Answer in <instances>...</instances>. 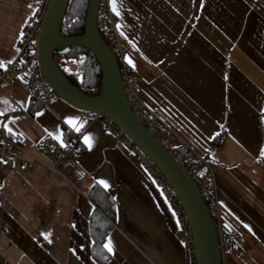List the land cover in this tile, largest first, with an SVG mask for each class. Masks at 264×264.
I'll return each mask as SVG.
<instances>
[{
    "label": "crops",
    "instance_id": "0c3cea01",
    "mask_svg": "<svg viewBox=\"0 0 264 264\" xmlns=\"http://www.w3.org/2000/svg\"><path fill=\"white\" fill-rule=\"evenodd\" d=\"M32 1L0 0V68L18 57ZM112 8L141 99L173 130L169 147L187 144L214 165L222 221L241 246L227 264H264V0H112ZM0 113V129L21 135L33 162L15 171L0 150V220L10 227L0 264H96L95 184L116 204L107 264H194L142 157L104 123L85 128L90 113L60 98L33 103L22 73L0 87ZM46 137L77 143L59 172L39 150Z\"/></svg>",
    "mask_w": 264,
    "mask_h": 264
},
{
    "label": "built area",
    "instance_id": "2783aa9c",
    "mask_svg": "<svg viewBox=\"0 0 264 264\" xmlns=\"http://www.w3.org/2000/svg\"><path fill=\"white\" fill-rule=\"evenodd\" d=\"M49 2L50 0H33L29 3L32 14L27 22L28 31L23 32L19 38L18 57L15 61L7 62L0 68V87L22 73L32 102L44 106L59 99L57 93L45 79L38 61L34 59L35 42L42 28V21ZM98 29L103 41L118 59L122 82L134 115L161 142L167 140L173 135V130L161 122L140 97V86L134 76L133 67L128 61V50L119 37L117 17L112 8V0H100ZM95 121L104 123L108 131L121 139L130 151L142 157V165L146 168L152 181L160 188L168 206L174 212L179 228L185 236L183 244L194 258L192 233L183 207L169 181L149 159L141 154L131 139L106 119L97 114H90L84 127L87 128ZM77 136L78 140L81 134ZM76 148L77 143L74 141L69 144H61L52 137H46L39 143V150L44 162L53 172H59L60 169L67 166L68 159L75 156ZM0 150H5L7 156L15 161V171L25 172L31 169L33 162L28 157L32 156V153L26 149L24 138L21 135L8 138L0 129ZM168 150L198 185L216 226L223 264H227L232 254L241 253V246L238 235L223 224L213 163L184 143L170 146ZM9 233V225L0 220V237Z\"/></svg>",
    "mask_w": 264,
    "mask_h": 264
},
{
    "label": "water",
    "instance_id": "95a60500",
    "mask_svg": "<svg viewBox=\"0 0 264 264\" xmlns=\"http://www.w3.org/2000/svg\"><path fill=\"white\" fill-rule=\"evenodd\" d=\"M73 0H50L35 42L36 59L48 84L58 97L85 113L97 114L116 126L137 146L169 181L186 215L194 240L196 264H223L216 226L204 197L188 171L168 148L134 115L121 78L118 59L103 41L98 29L100 0H88L85 30L79 36H64L62 26ZM72 47L90 51L102 72L97 96L76 87L56 61Z\"/></svg>",
    "mask_w": 264,
    "mask_h": 264
},
{
    "label": "trees",
    "instance_id": "16d2710c",
    "mask_svg": "<svg viewBox=\"0 0 264 264\" xmlns=\"http://www.w3.org/2000/svg\"><path fill=\"white\" fill-rule=\"evenodd\" d=\"M87 7L88 0L72 1L61 30L64 36H79L84 33ZM56 61L67 78L82 92L90 96L99 94L102 72L96 58L90 51L81 47H72L66 54H56ZM72 64H75L77 68L69 69ZM30 111L33 113L35 109L31 108ZM223 134L220 133L214 139L215 146L220 144ZM166 147L169 149V146ZM258 161L264 167V151L259 156ZM90 198L99 209L94 212L91 219V236L93 239L91 256L96 264H107L111 255L105 249V243L113 228L110 221H115L116 204L114 199L98 184L92 187Z\"/></svg>",
    "mask_w": 264,
    "mask_h": 264
},
{
    "label": "snow or ice",
    "instance_id": "6c2138e0",
    "mask_svg": "<svg viewBox=\"0 0 264 264\" xmlns=\"http://www.w3.org/2000/svg\"><path fill=\"white\" fill-rule=\"evenodd\" d=\"M113 4H115V0H113ZM114 11H115V8H114ZM117 14H118V13H117ZM0 114H2V113H0ZM68 123L71 124L72 121H68ZM76 130L79 131V128H76ZM84 142H85L86 144H90V138L86 136V137L84 138ZM99 183L104 184V186L107 187V184H106L105 182L100 181ZM46 238H47V237H46ZM105 248H106L109 252L112 251V248H111V246H110V243H109V244H106V245H105Z\"/></svg>",
    "mask_w": 264,
    "mask_h": 264
},
{
    "label": "rangeland",
    "instance_id": "374dc122",
    "mask_svg": "<svg viewBox=\"0 0 264 264\" xmlns=\"http://www.w3.org/2000/svg\"><path fill=\"white\" fill-rule=\"evenodd\" d=\"M70 68H71V69H76L77 67H76L75 64H72V66H70L69 69H70ZM163 143H164V145L169 146V145H168V144H169L168 141L165 140V141H163Z\"/></svg>",
    "mask_w": 264,
    "mask_h": 264
}]
</instances>
